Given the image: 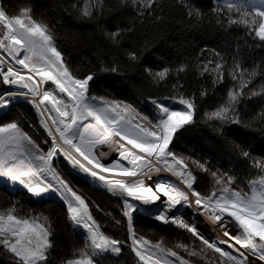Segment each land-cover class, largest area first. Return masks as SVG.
Returning <instances> with one entry per match:
<instances>
[{
  "label": "snow or ice",
  "instance_id": "6c2138e0",
  "mask_svg": "<svg viewBox=\"0 0 264 264\" xmlns=\"http://www.w3.org/2000/svg\"><path fill=\"white\" fill-rule=\"evenodd\" d=\"M130 3L143 16L145 12L151 15L156 0H130ZM224 4L229 12L235 10L240 14L238 20L229 18L230 24L244 25L249 35L254 33L255 38L264 42V8L252 6L249 10L244 0H224ZM76 7L73 4V8ZM102 10L103 0H95L81 11V15L94 19V12L98 15ZM121 34V29L104 32L105 38L113 44L120 43ZM0 49L12 61L9 63L0 56V84L14 89L0 94V109L10 106L12 98H24L36 109L41 117L40 124L47 132L43 140L45 150L18 122L0 125V182L19 184L36 199L49 193L58 194L66 205L70 222L86 233L84 247L79 249L75 258L67 259L66 264H99L98 258L106 253L119 255L128 241L139 264H189L171 248L153 245L136 233L134 218L144 213L157 222L190 233L200 241L201 253L211 250L212 254H219L215 264H264V161L241 151V155L252 160L258 169L257 177L248 182L251 195L232 186L235 177L218 176L217 172L199 164L200 169L215 178L213 190L205 194L196 190V177L188 170L185 161L172 151L171 146L178 134L195 123L197 105L194 98H186L183 94L178 100L173 97L172 103H178L179 108L153 99L151 103L155 112L154 118L150 119L130 103L92 95L90 82L94 75L80 78L70 70L49 27L33 19L28 10L20 15H9L2 0ZM128 58L135 61L139 57L136 52H129ZM211 63L209 60L208 64ZM208 64H205L204 72L209 71ZM239 67L234 63L229 72L231 79L238 82L239 91L230 90L229 102L211 114V119L221 125L241 122L238 105L246 95L244 89L256 75L255 72L247 73L245 80V73L236 71ZM221 68V63H216L211 69L217 73L214 84L223 82ZM148 74L153 82H159L169 75V69L154 74L148 70ZM49 82L54 88L44 87ZM259 94L251 92V95ZM44 112L48 113L47 120L51 124L43 118ZM101 146H107L109 151H101ZM111 151H117L118 158L105 163ZM61 157L74 170L98 182L108 193L120 199L128 241L111 237L101 230V224L90 210L88 198L58 175L54 161ZM161 171L179 177L186 187L181 189L163 179L154 184L146 182L151 180L152 173ZM96 208L100 211L98 205ZM179 208H185L192 216L204 214L218 222L227 239L207 238L195 224L176 214ZM233 228L236 234L232 233ZM52 235L47 217L20 216L15 205L0 212V245L4 252L11 254L14 264H49ZM178 247H184L191 256L197 255L187 246Z\"/></svg>",
  "mask_w": 264,
  "mask_h": 264
},
{
  "label": "trees",
  "instance_id": "16d2710c",
  "mask_svg": "<svg viewBox=\"0 0 264 264\" xmlns=\"http://www.w3.org/2000/svg\"><path fill=\"white\" fill-rule=\"evenodd\" d=\"M93 3L95 0H2L9 15H20L28 10L33 19L49 27L70 70L80 78L94 75L90 82L92 95L130 103L151 119L154 115L148 105L150 99L169 100L181 94L194 98L195 123L175 138L171 146L173 153L185 161L196 177V190L205 194L213 190L215 178L198 167L204 164L218 176L235 177L232 186L251 195L248 182L257 177L258 169L241 151L264 161V42L255 38L254 33L249 35L244 25L230 24L229 18L238 20L240 14L235 10L229 12L224 3L216 0H156L151 15L145 12L143 16L132 7L130 0H103L102 12L98 15L94 12L96 18H83L81 11ZM73 4L77 7L73 8ZM117 29L122 30L120 43L113 44L105 38L104 32ZM129 52H136L139 58L130 60ZM216 63L222 65L223 82L219 84L213 83L217 73L211 71ZM234 63L240 66L237 72L245 73V80L247 73L256 75L244 89L246 95L238 105L241 122L221 125L211 119V114L229 102L230 90L239 91L238 82L229 75ZM205 64H208V72H204ZM165 68L169 69V75L163 81L153 82L148 70L154 74ZM4 89L1 87L0 91ZM252 91L260 94L251 95ZM11 121H17L38 144L46 147L43 140L47 132L39 122L36 109L25 99H15L0 113V124ZM54 166L71 187L88 198L101 230L128 241L120 199L74 170L62 157L54 161ZM13 205L20 216L48 218L53 232L49 264H66L67 259L75 258L84 247L85 233L70 222L66 205L58 196L49 194L36 199L23 187L0 182V211L5 212ZM180 215L186 220L192 217L186 209ZM117 220L121 223L117 224ZM134 228L151 244L171 248L189 264H215L219 256L211 250L201 253L200 241L190 233L157 222L145 213L135 216ZM128 244L130 241L119 255L106 253L98 258L99 264H139ZM178 245L195 250L197 255H189ZM0 264H14L11 254L4 252L2 245Z\"/></svg>",
  "mask_w": 264,
  "mask_h": 264
},
{
  "label": "rangeland",
  "instance_id": "374dc122",
  "mask_svg": "<svg viewBox=\"0 0 264 264\" xmlns=\"http://www.w3.org/2000/svg\"><path fill=\"white\" fill-rule=\"evenodd\" d=\"M216 2H222L224 3V0H216ZM244 2L246 4H248L249 7H252V6H256L258 8H264V0H244ZM0 51L3 53V54H6V52L3 50V49H0ZM49 86L46 84V88H54L53 85H50L51 82L48 83ZM6 88L4 90H1L0 91V94H4L6 92H9V91H12L14 90L13 88L9 87V86H5L3 84H0V88ZM97 96V95H96ZM100 97V96H98ZM30 98V97H29ZM65 99H67V97H64ZM107 98V97H106ZM186 98H191V97H186ZM15 99H24V98H12V102L15 100ZM31 99V98H30ZM108 99H115V100H119V101H122L120 99H116V98H108ZM153 99H156L158 100L159 102L161 103H164L166 105H169L171 104V106L173 107H176V108H179L181 107L178 103H172V99H169V100H163V99H160V98H153ZM153 99H150L149 102H148V105L151 109V112L152 114L154 115V112H155V108H154V105L151 103V100ZM178 100V98H176ZM127 103V102H126ZM9 107V106H8ZM7 107V108H8ZM7 108H3V109H0V113H2L3 111H5ZM142 113V112H141ZM38 115V113H37ZM38 118H39V122H40V119L41 117L38 115ZM43 118L46 120V118L44 117L43 115ZM150 118V117H149ZM151 119V118H150ZM11 122H17V121H11ZM47 122L49 123V121L47 120ZM50 124V123H49ZM2 125V124H0ZM43 128V127H42ZM44 129V128H43ZM38 143V142H37ZM42 146V145H41ZM116 146L113 145V148H115ZM45 150H46V147H45ZM101 151H104V152H108L109 149L107 146H102L100 148ZM108 159H110V161H112L111 159H117L118 158V152L117 151H111L110 152V155L107 157ZM58 173V172H57ZM165 175H164V174ZM58 175L60 176V174L58 173ZM152 178L151 180H146L147 183L149 184H154L158 179H163V180H167L168 182H171V183H175L177 184L179 187H181L182 189L185 188L186 186L181 182V179L175 175H173L172 173L170 172H167V171H162V172H159V173H152L151 174ZM61 177V176H60ZM62 178V177H61ZM49 179H51V177H49ZM63 179V178H62ZM92 180V179H91ZM92 182L94 184H98L100 186H102L101 184H99L98 182L96 181H93ZM11 186H15V187H22L20 186L19 184H10V183H7ZM51 195H55V196H58V194L56 193H49ZM47 194V195H49ZM185 208H179L177 213L178 215L181 214V212L184 210ZM0 212H3V211H0ZM171 214V213H170ZM192 216V215H190ZM182 217V216H181ZM189 223L191 224H195V226L209 239H212V238H220V239H227L226 237L223 236V231L222 229L220 228L218 222H215L213 220H211L209 217H206L204 214H199V215H196V216H192L190 218V220H188ZM82 230V229H81ZM84 232V231H83ZM85 233V232H84ZM232 233L233 234H236V229L233 228L232 229ZM85 236H86V233H85ZM225 247V249L227 250V247L226 246H223ZM171 259H175V258H171ZM257 264H260V262H257Z\"/></svg>",
  "mask_w": 264,
  "mask_h": 264
},
{
  "label": "bare ground",
  "instance_id": "6f19581e",
  "mask_svg": "<svg viewBox=\"0 0 264 264\" xmlns=\"http://www.w3.org/2000/svg\"><path fill=\"white\" fill-rule=\"evenodd\" d=\"M0 56H4L5 57V59H7L8 61H9V63H11L12 61H11V59L8 57V55H7V53L6 54H3L1 51H0ZM17 67H19V66H17ZM38 79V78H37ZM44 87H46L45 85H44ZM7 93V92H6ZM31 98V97H30ZM41 111H43V106H41ZM44 117L46 118V120H47V117H48V113L47 112H44ZM49 121V123L51 124V121L50 120H48ZM102 147V146H101ZM109 149V148H108ZM112 161H115L114 159H111ZM112 161H110V159H108V158H106L105 160H104V162L105 163H109V162H112ZM162 172V171H161ZM164 174V173H163ZM165 175V174H164ZM168 179V178H167ZM166 179V180H167ZM175 184V183H174ZM176 186L177 187H179L177 184H176ZM179 188H181V187H179ZM182 189V188H181ZM159 203V202H158Z\"/></svg>",
  "mask_w": 264,
  "mask_h": 264
},
{
  "label": "water",
  "instance_id": "95a60500",
  "mask_svg": "<svg viewBox=\"0 0 264 264\" xmlns=\"http://www.w3.org/2000/svg\"><path fill=\"white\" fill-rule=\"evenodd\" d=\"M145 214H147V213H145ZM148 215V214H147Z\"/></svg>",
  "mask_w": 264,
  "mask_h": 264
}]
</instances>
